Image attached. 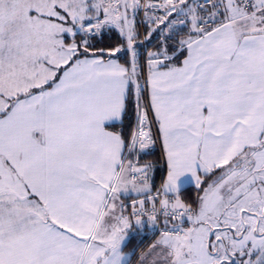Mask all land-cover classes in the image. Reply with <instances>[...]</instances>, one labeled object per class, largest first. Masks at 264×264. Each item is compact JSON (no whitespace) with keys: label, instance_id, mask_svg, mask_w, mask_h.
Returning a JSON list of instances; mask_svg holds the SVG:
<instances>
[{"label":"snow or ice","instance_id":"obj_1","mask_svg":"<svg viewBox=\"0 0 264 264\" xmlns=\"http://www.w3.org/2000/svg\"><path fill=\"white\" fill-rule=\"evenodd\" d=\"M0 264H264V0H0Z\"/></svg>","mask_w":264,"mask_h":264}]
</instances>
